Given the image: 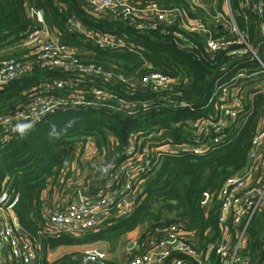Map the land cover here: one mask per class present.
I'll return each instance as SVG.
<instances>
[{
	"label": "trees",
	"instance_id": "trees-1",
	"mask_svg": "<svg viewBox=\"0 0 264 264\" xmlns=\"http://www.w3.org/2000/svg\"><path fill=\"white\" fill-rule=\"evenodd\" d=\"M229 1L235 25L264 62V34L260 32L264 27V0ZM177 2L190 19H201L211 30L212 37L233 36L228 27L231 22L225 0H200L202 9L199 10H193L186 0ZM257 3L263 5L262 15L252 11V5ZM36 10L44 14L46 25L58 42L73 49L75 56L86 65L121 74L130 80L122 85L107 81L102 75L84 77L85 90L101 88L127 103L159 107L132 119L120 113L92 109L57 111L26 134L0 135V196L5 191L13 197L19 195V205L13 212L24 238L37 249L35 264H50L46 253L60 247L101 244L114 252L122 237L143 227L129 259L142 257L166 240L167 231L178 222L183 223L185 236L197 241L196 258L173 251L162 264L176 261L206 264L211 246L222 242L235 246L242 227H234L230 221L224 226L219 224V192L228 178L243 175L251 166L248 153L264 118V72L258 62L251 55L233 61L228 51L210 53L205 37L183 32L176 26L159 25L155 31L141 32L124 23L94 18L82 0H0V53L20 46L29 33L41 27L34 19ZM217 15H222L223 21L228 23L215 21ZM72 17L83 23L92 34L90 38L68 31ZM98 30L125 36L127 48L99 49L93 41ZM14 58L29 61V70L26 76L0 88V117L28 108L38 97L62 100L75 95L53 84L64 78H80L78 73L44 68L36 63L29 50L17 53ZM239 71L247 76L233 81ZM153 73L180 78L183 82L169 94L144 91L137 82ZM225 84L230 86L231 92L235 90L239 107L235 109L237 118L231 119L224 129L225 140L218 148L200 156L185 153L165 158L155 174L144 182L143 199L128 218L115 220L111 226L104 225L98 232L80 235L54 236L46 231L44 215L47 214L42 205L56 194L55 181L61 173L65 172L66 176L63 182L73 177L72 166L66 163L76 158L85 159L93 144L96 156L92 160L85 159L88 167L92 168L95 159L102 155L105 156L102 166L113 167L121 162L132 133L138 132L155 138L160 135L158 139L175 144L190 143L194 138V123L216 120L215 103H223L218 88ZM212 96L214 103L209 104ZM182 103L192 108L182 109ZM80 174V179L86 181L83 167ZM206 193L210 200L203 205ZM58 197L63 202L58 207L67 201L73 204V197L65 191L58 193ZM81 256L80 253L68 254L51 264H79ZM240 256L244 264H264V203L248 226ZM4 262L23 264L18 260ZM210 264H218L216 255Z\"/></svg>",
	"mask_w": 264,
	"mask_h": 264
},
{
	"label": "built area",
	"instance_id": "built-area-1",
	"mask_svg": "<svg viewBox=\"0 0 264 264\" xmlns=\"http://www.w3.org/2000/svg\"><path fill=\"white\" fill-rule=\"evenodd\" d=\"M82 1L87 5L89 14L94 18L124 23L141 32L155 31L159 25L166 28L176 26L183 32L205 37L207 40L206 49L210 53L228 51L233 61L251 55L264 72V62L234 23L229 0H225V6L231 24L228 21H223L222 15H217L214 20L228 23L233 35L230 38L212 37L208 26L201 19H190L186 12L177 5V0H149L144 5L138 4L135 0ZM186 2L193 10L202 9L200 0H186ZM252 11L262 15L263 5L253 4ZM34 19L41 27L29 33L23 43L35 58L36 63L44 68L76 72L81 77H76L74 80L64 78L53 84L59 90L71 91L75 94L72 95L73 97L70 96L62 100L38 97L28 108L0 117V135L8 136L11 134L10 130L25 128L41 117L54 114L57 111L92 109L120 113L132 119L153 112L155 108L159 107L149 103H127L119 96L101 88L93 87L91 91L85 90L82 85L84 77L102 75L105 80L115 81L122 85L130 80L121 74L86 65L75 56L73 49L58 42L55 34L48 29L45 16L41 11L36 10ZM68 31L81 33L86 38H90L92 35L76 17H72L68 21ZM260 32L264 34V27H261ZM164 34L168 35L166 32ZM182 40L187 41L185 38ZM93 41L101 50L120 51L127 48L125 36L108 31L98 30L93 36ZM131 48L129 47L130 50ZM29 65L30 62L25 58L0 59V88L26 76ZM246 76L244 71H239L233 81ZM182 82L183 80L180 78L153 73L143 76L137 84L144 91L169 94ZM218 92L223 103H215L216 120L194 123V138L190 140V143L175 144L167 139H158L160 135L155 138L144 132L132 133L119 164L113 167L98 164L87 169L86 181L82 182L76 192L80 197V202L74 204L75 198L73 204H64L58 210L50 213L46 231L54 236L80 235L88 231L98 232L104 228V225L111 226L115 220L128 218L143 199L144 182L155 174L165 158L185 153L200 156L218 148L225 140L222 135L224 129L231 119L237 118L238 113L235 109L239 107L234 94L235 90L231 92L230 86L222 85L218 88ZM213 98L214 96L210 99L209 104L214 103ZM170 104L177 105L172 101ZM180 105L182 109L192 108V106L183 103ZM210 135L214 138H210ZM248 159L251 163L250 168L241 176L228 178L219 192L221 201L219 224L224 226L230 221L234 227H242L239 239L235 246H230L227 242L211 246L205 258L206 264L211 263V258L214 255L218 257V264L245 263L240 252L244 247L246 232L250 222L264 203V118L252 140ZM209 200L210 196L207 193L204 194L203 205L208 204ZM19 202V195L13 197L9 192H3L0 196V214L13 212ZM2 219L4 226L2 225L3 227L0 228V260L6 261L7 259L9 262L18 260L23 264H35L37 249L18 237L16 227L11 225L14 220L8 223L5 218ZM183 228L182 222L174 224L167 231V239L159 243L154 251L142 257L133 258L128 264H162L173 251L196 258L195 244L197 241L187 238ZM4 250L9 252L7 257L2 254ZM79 264L111 263L105 252L99 254L96 250H91L82 254ZM173 264L184 263L176 261ZM200 264L202 263L200 262Z\"/></svg>",
	"mask_w": 264,
	"mask_h": 264
},
{
	"label": "crops",
	"instance_id": "crops-1",
	"mask_svg": "<svg viewBox=\"0 0 264 264\" xmlns=\"http://www.w3.org/2000/svg\"><path fill=\"white\" fill-rule=\"evenodd\" d=\"M138 4H141V5H144L146 4L149 0H135ZM177 5H178V2H177ZM179 6V5H178ZM226 8V6H225ZM1 59V58H0ZM97 158V157H96ZM105 158V156L102 157V159H99L100 161H102L103 159ZM87 160V158H85ZM85 159H82V164L83 166L85 167ZM66 165H71L72 168H71V172L73 173V177L71 178V180L69 182H63L62 179L63 178H66L65 176V172L64 173H61L60 176H59V179L55 181L56 185H57V189H56V194L53 195V199H49L48 201H45L44 204L42 205V209L45 211L44 213L47 214V215H44V218L46 220V223H47V219H48V216L50 213L58 210L60 207H58V204H62L63 202L61 201L62 198L58 197V193H64V191L67 193V194H71V196L73 197V200L76 198L77 196V189H78V186H77V181L82 178L81 177V174L80 172L77 173V171L74 169V162H69V164L66 163ZM84 170V169H83ZM95 181L97 182L96 178H95ZM65 184L63 185L62 187V184ZM101 184V182H100ZM55 186V185H54ZM63 188V190H62ZM49 195V194H48ZM68 197V195H67ZM66 199V198H65ZM68 199L70 200L71 197H68ZM69 202V201H67ZM67 202H64L65 205H67L68 203ZM63 204V205H64ZM62 205V206H63ZM61 206V207H62ZM5 218L6 221H8V223H11L13 220V223L11 225H14L16 227V233L18 235V237L20 239H22L23 241L25 242H28L24 236H23V233L21 231V228L19 226L16 225L15 221H16V216H15V213L14 212H3L0 214V228H2L4 225H3V219L2 218ZM3 225V226H2ZM139 230L137 231H134L130 234H127L126 236L124 237H133L134 239L136 238L137 234H138ZM122 237V239L124 238ZM121 239V240H122ZM136 240V239H135ZM136 247V246H135ZM134 247V248H135ZM97 249H104L105 250V253H107V251L109 250L108 249V246L107 245H101V244H98V245H94V246H82V247H60V248H57L55 250H48V252L46 253V260L48 263H54L56 262L57 260L61 259L62 257H64L65 255H68V254H73V253H80V254H83L85 251L87 250H97ZM133 250V249H132ZM131 250V251H132ZM111 251V250H110ZM2 254H9L7 250H4V252ZM109 261L113 262L112 260L113 259H110L109 255L106 254ZM2 258V257H1ZM115 259V258H114ZM1 264H4V260L1 259L0 260ZM116 262V261H115ZM118 262V261H117ZM116 262V263H117Z\"/></svg>",
	"mask_w": 264,
	"mask_h": 264
},
{
	"label": "rangeland",
	"instance_id": "rangeland-1",
	"mask_svg": "<svg viewBox=\"0 0 264 264\" xmlns=\"http://www.w3.org/2000/svg\"><path fill=\"white\" fill-rule=\"evenodd\" d=\"M27 49V46L22 43L20 46H14V47H10L8 49H6L5 51L1 52L0 53V58L3 60V59H8V58H14V56L19 53V52H25ZM87 154H86V157L87 158V161L88 160H92L95 158L96 156V153L94 151V148H93V144L90 145V147L88 148L87 150ZM77 157L78 155H80V151L77 152ZM103 155L101 157H98L97 159H95V165H102L103 163V160L100 161L99 159H102ZM72 162H74V169L77 171V173L80 172V170L84 169V173L85 174H88L87 172V169L89 170L90 168H88V165H87V162H85V167L83 166L82 162L79 160V159H73ZM91 177V176H90ZM82 179H80V181L77 182V186L80 187V185L82 184ZM143 227L139 229V232L136 236V240L133 238V237H124L122 240L119 241V244L117 246V249L112 252L110 251V247L108 246V251L106 254H108L110 257V259H113L112 261L115 262L116 264H128L129 262V255H131V250L128 249V246L129 244L131 243H136L137 241V238L138 236L143 232ZM98 245V244H97ZM87 251H91V250H87ZM86 252V251H85ZM115 258V259H114ZM129 259V260H128Z\"/></svg>",
	"mask_w": 264,
	"mask_h": 264
},
{
	"label": "water",
	"instance_id": "water-1",
	"mask_svg": "<svg viewBox=\"0 0 264 264\" xmlns=\"http://www.w3.org/2000/svg\"><path fill=\"white\" fill-rule=\"evenodd\" d=\"M48 116L49 115H45V116L41 117L38 121H35L34 123H32L31 125H29L25 128H16V129L10 130V133L11 134H19V135L26 134V133L32 131L36 126H38L44 120H46ZM79 202H80V197L77 196L76 199L74 200V204H78ZM15 223L17 226H19L18 219H16ZM135 246H136V243H131V244H129L128 249L132 250V249H134ZM96 252H98L99 254H103L105 252V250L104 249H97Z\"/></svg>",
	"mask_w": 264,
	"mask_h": 264
}]
</instances>
